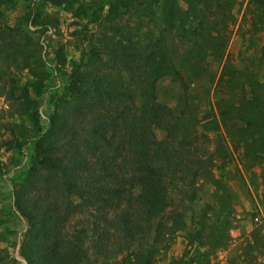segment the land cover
<instances>
[{
  "label": "trees",
  "instance_id": "trees-1",
  "mask_svg": "<svg viewBox=\"0 0 264 264\" xmlns=\"http://www.w3.org/2000/svg\"><path fill=\"white\" fill-rule=\"evenodd\" d=\"M235 2L108 0L92 15L96 32L71 64L43 128L30 96L37 86L21 83L12 65L31 71L40 43L30 27L42 36L51 26L30 12L23 28H0V96L26 115L33 134L18 146L26 163L11 186L12 208L26 223L19 249L25 264H154L181 233L189 245L226 246L233 195L211 167L227 149L219 141L208 151L207 137L194 128L189 87L213 81L210 63L224 61ZM247 14L253 31L264 28V5L249 2ZM164 78L177 85L173 107L157 98ZM218 83L221 126L254 162L264 156V79L225 61ZM230 121L239 127L232 130ZM260 179L264 195V165ZM198 182L211 188L214 203L191 231L185 195L195 201Z\"/></svg>",
  "mask_w": 264,
  "mask_h": 264
},
{
  "label": "rangeland",
  "instance_id": "rangeland-1",
  "mask_svg": "<svg viewBox=\"0 0 264 264\" xmlns=\"http://www.w3.org/2000/svg\"><path fill=\"white\" fill-rule=\"evenodd\" d=\"M108 0H0V28H23L25 19L31 12L39 23L47 22L51 29L40 36L39 27H30L39 55L37 64H31V71H20L12 65L16 78L24 83L33 80L35 89L30 96L35 97L41 112L40 127L45 126V118L52 110L57 96L66 83L70 67L76 62L81 51L87 48V40L96 32L98 22L93 14ZM264 5V0H236L231 27L222 62H211L208 78L197 79L189 87V96L196 119L194 128L197 133L207 137L208 151L214 152L221 141L227 149V158L214 159L211 167L215 177L222 179L233 195L231 225L228 230V242L222 249L189 245L183 233L178 234L164 245L156 256L154 264H264V195L260 174L264 165V156L249 162L241 151L235 150L220 123V115L214 108L217 93L222 92L223 84L218 83L221 68L225 61L238 70L255 73L264 79V28L253 31L249 14L245 15L248 3ZM103 5V6H102ZM106 7L99 13L104 16ZM5 64H0L4 69ZM36 75L32 78L31 76ZM157 98L160 102L173 107L177 96V85L169 79L160 80ZM18 96V92L15 93ZM232 130L239 122L230 121ZM32 126L26 115L19 116L13 111V104L0 96V264H25L20 256V245L25 236L26 223L12 208L11 186L15 177L24 170L26 161L18 146L33 138ZM157 139L163 138L161 130H155ZM3 142L7 144L3 145ZM31 154V148H26ZM27 160V159H26ZM199 189L195 201H188L185 195L187 223L197 228L202 217V209L213 205L211 188L198 182ZM198 188V187H197ZM255 217L258 221H255ZM112 261L108 264H117Z\"/></svg>",
  "mask_w": 264,
  "mask_h": 264
},
{
  "label": "built area",
  "instance_id": "built-area-1",
  "mask_svg": "<svg viewBox=\"0 0 264 264\" xmlns=\"http://www.w3.org/2000/svg\"><path fill=\"white\" fill-rule=\"evenodd\" d=\"M255 221H258V218L257 217H255Z\"/></svg>",
  "mask_w": 264,
  "mask_h": 264
}]
</instances>
